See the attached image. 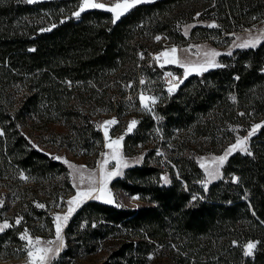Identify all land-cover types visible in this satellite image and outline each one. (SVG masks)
<instances>
[{
	"label": "trees",
	"instance_id": "trees-1",
	"mask_svg": "<svg viewBox=\"0 0 264 264\" xmlns=\"http://www.w3.org/2000/svg\"><path fill=\"white\" fill-rule=\"evenodd\" d=\"M78 5L79 0H0V174L5 167L38 176L66 173L60 161L32 145L31 133L43 136L60 125L69 148H100L97 116H136L137 126L123 138L124 152L133 154L153 133L161 141L111 187L137 193L147 204L87 201L66 228L77 235L75 246L90 248L114 233L120 244L103 264L143 263L151 253H162L166 264H264V126L251 137V155L231 154L223 176L205 190L197 185L202 170L193 149L200 141L227 138L232 124L264 125V38L254 48L222 55L219 67L189 75L173 94L160 91L158 122L126 106L131 96L138 102V88L149 91L154 75H162L149 63L157 34L183 41L180 26L200 9L214 11L218 27L194 26L190 36L225 34L239 15L261 11L264 0H151L115 23L111 12L99 8L77 17ZM24 126L31 131L25 133ZM160 145L174 154L164 166L147 159ZM165 171L168 184L161 182ZM79 219L86 221L82 230ZM247 241L255 248L245 256Z\"/></svg>",
	"mask_w": 264,
	"mask_h": 264
},
{
	"label": "rangeland",
	"instance_id": "rangeland-1",
	"mask_svg": "<svg viewBox=\"0 0 264 264\" xmlns=\"http://www.w3.org/2000/svg\"><path fill=\"white\" fill-rule=\"evenodd\" d=\"M38 1L43 0H34V2ZM81 2L82 0H79V5L75 12L79 11ZM94 2L110 7L112 4L116 3V0H94ZM197 13L200 15L197 16ZM197 13L194 14L192 20L187 21L180 26V30L185 37L183 41L178 43L173 42L163 34H157L154 37L155 49L151 52V60L149 63L152 62L157 67L161 68L162 75L160 77L154 75L152 81L154 87L149 91L147 86L138 88L136 98L138 102L136 103L131 96L130 100L126 103L128 109L135 111L140 109L144 113L150 114L153 119L158 122L159 118L154 109L160 98L163 96L160 91H164L167 95L173 94L186 77L192 74L202 73L193 69H197L199 66L207 67V70L216 68L208 67L207 61L210 59L214 60L216 64L221 66L220 57L222 55H229L228 53H232L237 49H246L237 47L236 45L255 38H259L261 42L264 38V8L253 14L251 17H246L245 13L239 15V20H237V22H235V20L232 22L233 30L231 32L215 36H199L202 33L197 31L195 32V36L191 37L190 31L194 26L199 25L207 27V25L213 23L218 25L214 11L207 9L201 11L200 9ZM111 14L113 16L112 12ZM186 31L187 34H185ZM156 37H160V39L157 40ZM172 48L177 50L174 54L169 52L167 57L160 55ZM212 51L219 53V55L215 57L205 55V53H210ZM173 56H175V59L178 61L177 63L165 62L166 59H172ZM167 66H171L172 68H166ZM174 67H176V69H174ZM186 67L189 69V74L187 76H185ZM169 73L171 75H168ZM173 85L175 86L174 91L169 93L168 89ZM141 94L146 98H156L154 104L148 101L151 110L142 107L140 101ZM113 119L116 121L115 124L109 125L104 123L105 121H111ZM122 120H119V118L113 113L97 116L96 126L100 130L103 138L100 148H95V145L91 149L80 146L78 148H69L67 145L70 144H66L67 142L65 141L64 134H62L65 128L60 125H53L54 129H56L53 133L42 131L43 136L38 137L36 132L31 133L29 141L32 145H35L36 148L49 155L52 159L60 161L67 170L66 173L54 172L49 176H38L32 175L31 173H25L22 170H11L6 167L3 168V171L6 170L7 172L0 174V201L3 202L2 205H0V224L7 222L9 227L3 232H0V264H30L27 251L33 245H29L27 240L20 239V236L24 233L25 229H27L28 235L31 237L33 244L39 239L40 243L35 245L36 247H50L55 249L60 246V242L56 240L54 216L56 214L63 216L67 213L69 207L67 201L72 199L78 190L86 191L89 187L100 188V165L103 164L105 159L108 160V163L104 165V173L106 174L116 170L117 161L112 159V149L106 147V143L120 137L124 138L126 134L131 133L137 126L139 118L136 116H131L126 120L124 118L125 123L113 130L115 125ZM131 121H136L137 123L129 132L128 127ZM258 124L260 125V122L254 123L253 125ZM253 125L248 129H243L242 125L232 124L230 125V135L227 136V138L218 141L216 144L211 143L209 140H204L203 142L200 141L201 144L199 142L193 148L195 150V160L202 170V177L197 181L198 187L205 190L211 182L223 176V167L228 157L235 152L243 151L237 149L228 155L224 164L220 166L219 173L215 179H212L207 175L206 169L209 171L215 169L217 167V162L214 161L213 158L224 155L225 151L236 142L238 136L241 138L246 137L248 132L252 130ZM24 128V130L27 131L25 133L31 131L27 126H24ZM155 129L156 134L160 132L159 128ZM257 130L253 135L256 134ZM106 131L108 133L107 140L105 137ZM251 137L247 141V148ZM155 141L161 140L160 138L154 137L153 133L151 134L150 139L144 144H141L139 148H136V151L133 154L125 153L123 150V140L120 141L118 159H120L122 163L126 162L128 167H121L119 169L121 174L113 175L110 179L105 176L107 181V191L111 193V198L114 202L106 203L103 199H88L71 214L67 221H61L63 246L60 247L59 253H48L49 260L46 261V264H103L109 259L111 253L120 244L119 238L116 236L118 234H109L107 237L98 240L96 244L92 245L90 248H84L81 245L78 247L75 246L79 241L76 240L77 235H75L74 232L66 234V228L75 213L89 200H96L116 207L133 208L147 204L145 199L141 198L137 193L129 194L120 188L114 189L111 187V183L113 180L123 177L127 168L142 164L147 153L151 149H154ZM89 143H91V141H89ZM173 156L174 154L170 153L165 146L160 145L157 152H153V154L147 159L151 164L158 161L164 166V162H170L168 157ZM57 157L61 159H56ZM65 161H67V163H65ZM202 164L204 167L201 166ZM21 174H23L24 177H27V179H23ZM162 177H166L168 183L170 182L168 171L161 172V182L163 184H168L164 182ZM66 181H68L69 184H67ZM94 195H99V193H94ZM195 195H197V193H195ZM133 197L139 198L133 199ZM38 204H42L44 207H37ZM18 219L20 220L19 224L16 223ZM79 220L78 227L79 230H82L84 229L86 221ZM9 229H12V232L6 234V231ZM50 241L53 243L50 244ZM249 242L254 243L253 241H247L244 246ZM70 248L72 249V253L65 255ZM150 256L152 257L151 259H149ZM136 264H166V256L162 255V253H151L145 262L140 263L138 261Z\"/></svg>",
	"mask_w": 264,
	"mask_h": 264
},
{
	"label": "snow or ice",
	"instance_id": "snow-or-ice-1",
	"mask_svg": "<svg viewBox=\"0 0 264 264\" xmlns=\"http://www.w3.org/2000/svg\"><path fill=\"white\" fill-rule=\"evenodd\" d=\"M29 2H34V0H29ZM146 2H151V0H116V3L112 4L110 7H106L104 4H100V3H96L94 2V0H82L81 4H80V8L78 12L73 13V15L75 16H79L80 12H83L86 8H100V9H105L109 12L113 13V23H115L121 16H123L125 13H127L128 11H130L132 8H134L137 4L140 3H146ZM200 14L197 13V16H199ZM255 19V18H254ZM55 25H53L54 27ZM192 27V26H190ZM207 27H218V25L216 24H209L207 25ZM50 30V29H45V31ZM185 34H187V31L185 32ZM157 40L160 39V37H156ZM260 43V39L259 38H255V39H249L244 41V43L236 45L237 47L240 48H248V47H256V45ZM177 50L175 48H172L170 50H167L163 53H161L160 55L167 57L169 55V52L171 53H175ZM229 55L231 53H228ZM205 55H209L211 57H215L217 55H219V53L212 51L210 53H205ZM166 63H177L178 61L175 59V56L172 57V59H166L165 61ZM207 65L208 67H219L220 65L216 64L214 60L210 59L209 61H207ZM195 71H199V72H203V71H207V67L204 66H199V68L197 69H193ZM189 74V69L186 67L185 68V76H187ZM168 75H171L170 73ZM141 83H143V81H141ZM171 83V82H169ZM175 86H170L168 91L169 93H171L172 91H174ZM234 99V98H233ZM140 101H141V105L144 108H147L148 110H151L149 107V103L148 101H150L152 104H154L156 102V98L155 97H145L143 94H141L140 96ZM241 115H243V113H241ZM105 124H115L116 121L113 119L111 121H105ZM136 121H131L129 123V127H128V131L130 132L133 128V126L136 124ZM264 125H253L252 130L248 132L246 137H237L236 142L234 144H232L226 151L225 154L219 157H214V161L217 162V167L213 170H207L206 169V173L209 177H211L212 179L217 178V175L219 173V168L220 166H222L224 164V162L226 161L228 155H230L233 151L239 149L240 151L243 152H247L249 155H251L250 152H248L247 149V141L248 139L255 133V131L259 128H261ZM0 135H3V132H0ZM105 137L106 140L108 139V133L107 131L105 132ZM123 140V137H120L116 140H111L109 143H106V147H109L112 149V159H115L117 161L116 164V170L114 172H109V173H104V165H106L108 163V160L105 159L103 164L100 165L101 168V186L99 189L94 188V187H89L88 190L86 191H77L76 195L74 197H72V199H70L69 201H67L69 207H68V211L67 213H65L63 216H60L59 214H56L54 216V220H55V227H56V240L60 242V246L56 247L55 249L50 248V247H36L35 245H38L40 243L39 239H37L35 241V244H33V241L31 239V237H29L28 235V231L27 229H25L24 233L21 234L20 239L21 240H27L29 245H33L32 247H30L27 251V255L29 257V261L30 264H46V261L49 260V256L48 253L49 252H54V253H59L60 251V247L63 246V239L61 237V230H62V225H61V221H67L68 218L71 216V214L76 211V209L78 207H80L81 204H83L86 200L88 199H103L104 202L106 203H113V199L111 198V193L107 191V181L105 179V176H107L108 179H110L113 175H120V171L119 169L121 167H128V164L126 162H121L120 159H118L119 156V151H120V141ZM35 147V145H33ZM159 154V153H158ZM102 155H107V154H102ZM56 159H61L59 157H57ZM65 163H67V161H65ZM202 167H204V165H201ZM22 178L23 179H27V177H24L23 174ZM162 179H164L165 183H168V180L166 177H162ZM234 182L237 180V178H233ZM206 187V185H205ZM99 193V195H94V193ZM139 197H133V199H138ZM195 199V197H194ZM2 201H0V205H2ZM59 206V205H57ZM37 207H44V205L42 204H38ZM17 224L20 223V220L18 219L16 221ZM9 225L7 222H5L4 224H0V232H3L6 228H8ZM50 244L53 242H49ZM235 243V242H234ZM245 251H244V255L248 256L252 254V250L255 248V244L252 242H249L247 245L244 246ZM152 257L150 256L149 259H151Z\"/></svg>",
	"mask_w": 264,
	"mask_h": 264
}]
</instances>
